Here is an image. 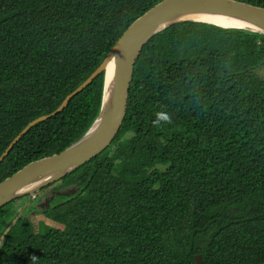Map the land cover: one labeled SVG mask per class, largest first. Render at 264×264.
<instances>
[{
    "label": "trees",
    "instance_id": "16d2710c",
    "mask_svg": "<svg viewBox=\"0 0 264 264\" xmlns=\"http://www.w3.org/2000/svg\"><path fill=\"white\" fill-rule=\"evenodd\" d=\"M161 1L0 0V154ZM103 80L23 135L0 181L81 138ZM51 185L71 191L40 211L58 228L0 209V264H264V35L182 21L152 36L111 144Z\"/></svg>",
    "mask_w": 264,
    "mask_h": 264
},
{
    "label": "water",
    "instance_id": "95a60500",
    "mask_svg": "<svg viewBox=\"0 0 264 264\" xmlns=\"http://www.w3.org/2000/svg\"><path fill=\"white\" fill-rule=\"evenodd\" d=\"M200 16L228 17L249 24L251 28L207 23L196 19ZM182 21L207 23L225 29L248 30L264 35V8L237 0H162L157 3L129 25L102 63L77 88L65 96L53 112L29 122L0 154L1 163L19 139L34 125L60 113L73 97L104 73L101 106L90 128L60 153L29 162L0 181V209L17 198L31 195L59 181L111 144L126 113V99L133 66L142 46L169 25ZM111 59H114V68L111 82L108 84L106 67ZM195 264H201L200 256H195Z\"/></svg>",
    "mask_w": 264,
    "mask_h": 264
},
{
    "label": "rangeland",
    "instance_id": "374dc122",
    "mask_svg": "<svg viewBox=\"0 0 264 264\" xmlns=\"http://www.w3.org/2000/svg\"><path fill=\"white\" fill-rule=\"evenodd\" d=\"M54 187H55L54 185H50L47 189H45V190H49L50 192L49 191L44 192L43 198L40 202H36L37 199H35V197L38 198L40 194H42L41 190L38 192H34L31 195H27V196L16 199L14 202H11V205L9 208L13 207V210L16 216H19L22 214H24V216H28V219L30 220V223L32 225L34 232H37L41 223L58 228L59 227L58 225L44 218V216L40 213V211L44 209L46 206H48L49 208L50 206L56 204L63 197L65 198L68 197V196H65L64 194L66 193L69 194L71 191L62 190V191H55L51 193L52 191H54V190H51ZM32 195H34V197H32ZM3 212L5 215L7 212V207L3 208ZM1 241H2V237H0V243Z\"/></svg>",
    "mask_w": 264,
    "mask_h": 264
},
{
    "label": "bare ground",
    "instance_id": "6f19581e",
    "mask_svg": "<svg viewBox=\"0 0 264 264\" xmlns=\"http://www.w3.org/2000/svg\"><path fill=\"white\" fill-rule=\"evenodd\" d=\"M196 19L201 20L203 22L217 24V25H221V26L250 27L249 24H246L242 21L235 20V19L228 18V17L200 16V17H197ZM113 68H114V59H111V61L109 62V64L106 67V80H107L108 84L111 82V79H112ZM111 85L112 84H110V86Z\"/></svg>",
    "mask_w": 264,
    "mask_h": 264
},
{
    "label": "clouds",
    "instance_id": "9594fccd",
    "mask_svg": "<svg viewBox=\"0 0 264 264\" xmlns=\"http://www.w3.org/2000/svg\"><path fill=\"white\" fill-rule=\"evenodd\" d=\"M155 119L152 121L154 126H160L161 123H167V124H171L172 120L170 115L167 112H156L155 113Z\"/></svg>",
    "mask_w": 264,
    "mask_h": 264
},
{
    "label": "built area",
    "instance_id": "2783aa9c",
    "mask_svg": "<svg viewBox=\"0 0 264 264\" xmlns=\"http://www.w3.org/2000/svg\"><path fill=\"white\" fill-rule=\"evenodd\" d=\"M32 197H34V195H32Z\"/></svg>",
    "mask_w": 264,
    "mask_h": 264
}]
</instances>
